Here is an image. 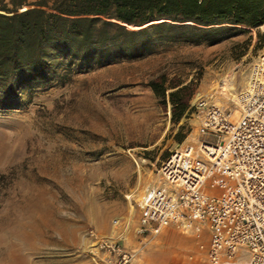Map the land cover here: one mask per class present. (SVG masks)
I'll use <instances>...</instances> for the list:
<instances>
[{
  "label": "rangeland",
  "instance_id": "374dc122",
  "mask_svg": "<svg viewBox=\"0 0 264 264\" xmlns=\"http://www.w3.org/2000/svg\"><path fill=\"white\" fill-rule=\"evenodd\" d=\"M182 26L181 38L153 41L140 57L87 66L56 56L30 80L0 81V264H93L88 233L117 239L114 220L129 223L120 243L140 247L141 195L162 186L159 170L174 149L197 140L192 114L172 123V90L162 104L149 83L189 86L190 105L203 98L234 113L264 47V23ZM197 242L165 229L133 264H208ZM240 251L230 261L247 264Z\"/></svg>",
  "mask_w": 264,
  "mask_h": 264
},
{
  "label": "built area",
  "instance_id": "2783aa9c",
  "mask_svg": "<svg viewBox=\"0 0 264 264\" xmlns=\"http://www.w3.org/2000/svg\"><path fill=\"white\" fill-rule=\"evenodd\" d=\"M250 75L237 116L203 98L191 102L197 140L174 149L159 170L162 186L141 195L144 214L133 228L140 247L120 243L129 223L114 220L117 239L88 233L93 264H133L149 237L165 229L192 233L208 264L230 262L242 249L247 264H264V47Z\"/></svg>",
  "mask_w": 264,
  "mask_h": 264
},
{
  "label": "trees",
  "instance_id": "16d2710c",
  "mask_svg": "<svg viewBox=\"0 0 264 264\" xmlns=\"http://www.w3.org/2000/svg\"><path fill=\"white\" fill-rule=\"evenodd\" d=\"M0 6V81L42 72L56 56L106 65L136 58L156 40H177L182 23L231 20L254 28L264 23V0H11ZM165 104L171 89V121L193 113L189 86L149 83Z\"/></svg>",
  "mask_w": 264,
  "mask_h": 264
},
{
  "label": "crops",
  "instance_id": "0c3cea01",
  "mask_svg": "<svg viewBox=\"0 0 264 264\" xmlns=\"http://www.w3.org/2000/svg\"><path fill=\"white\" fill-rule=\"evenodd\" d=\"M240 252H242V251H240ZM244 261H245V257H242V258L238 257V259L235 261L225 262L223 264H244Z\"/></svg>",
  "mask_w": 264,
  "mask_h": 264
},
{
  "label": "bare ground",
  "instance_id": "6f19581e",
  "mask_svg": "<svg viewBox=\"0 0 264 264\" xmlns=\"http://www.w3.org/2000/svg\"><path fill=\"white\" fill-rule=\"evenodd\" d=\"M262 27H264V26H262ZM250 76H251V75H250ZM250 76H249V79H248V82H247L246 87L248 86V84H249V82H250ZM246 87H245V88H246ZM245 88H244V89H245ZM237 96H238V95H237ZM236 99H237V97H236ZM236 99H235V102H236ZM234 115L237 116L238 113L235 111V112H234ZM137 172H139V171H137Z\"/></svg>",
  "mask_w": 264,
  "mask_h": 264
}]
</instances>
